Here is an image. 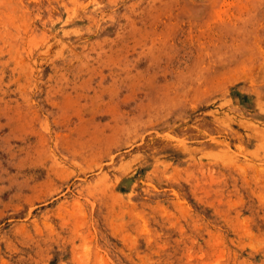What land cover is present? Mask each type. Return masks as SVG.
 Returning a JSON list of instances; mask_svg holds the SVG:
<instances>
[{"label": "rangeland", "instance_id": "374dc122", "mask_svg": "<svg viewBox=\"0 0 264 264\" xmlns=\"http://www.w3.org/2000/svg\"><path fill=\"white\" fill-rule=\"evenodd\" d=\"M0 264H264V0H0Z\"/></svg>", "mask_w": 264, "mask_h": 264}]
</instances>
